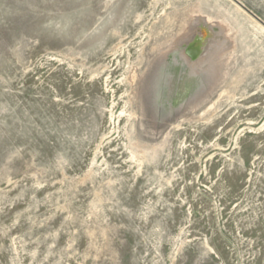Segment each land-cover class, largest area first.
I'll return each instance as SVG.
<instances>
[{
	"label": "rangeland",
	"instance_id": "1",
	"mask_svg": "<svg viewBox=\"0 0 264 264\" xmlns=\"http://www.w3.org/2000/svg\"><path fill=\"white\" fill-rule=\"evenodd\" d=\"M0 264H264V0H0Z\"/></svg>",
	"mask_w": 264,
	"mask_h": 264
},
{
	"label": "bare ground",
	"instance_id": "2",
	"mask_svg": "<svg viewBox=\"0 0 264 264\" xmlns=\"http://www.w3.org/2000/svg\"><path fill=\"white\" fill-rule=\"evenodd\" d=\"M181 43L180 44H178V49L174 52V55H173V57L175 58V60H181L182 59V53H181ZM184 48L186 49L185 51L187 52V54L188 55H190V57H191V59H193V58H195L197 55H199V60L200 59H202V58H204V57H206V55L208 54V52L211 50V47L208 45L207 47H204V50L202 51V52H198V48L196 47H193L192 49L194 50V51H196V53L195 52H193V50H190V48H186L185 46L183 47V50H184ZM190 52H191V54H190ZM187 60V59H186ZM175 65V64H174ZM188 66V65H187Z\"/></svg>",
	"mask_w": 264,
	"mask_h": 264
},
{
	"label": "flooded vegetation",
	"instance_id": "3",
	"mask_svg": "<svg viewBox=\"0 0 264 264\" xmlns=\"http://www.w3.org/2000/svg\"><path fill=\"white\" fill-rule=\"evenodd\" d=\"M192 48H193V47H190V50H193ZM193 52H195V53H196V51H194V50H193ZM190 54H191V52H190Z\"/></svg>",
	"mask_w": 264,
	"mask_h": 264
}]
</instances>
